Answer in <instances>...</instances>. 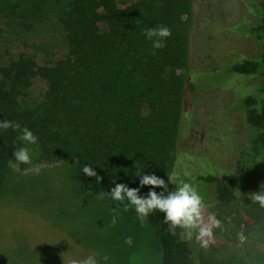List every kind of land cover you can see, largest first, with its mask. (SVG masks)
Segmentation results:
<instances>
[{
	"label": "trees",
	"instance_id": "16d2710c",
	"mask_svg": "<svg viewBox=\"0 0 264 264\" xmlns=\"http://www.w3.org/2000/svg\"><path fill=\"white\" fill-rule=\"evenodd\" d=\"M42 2L44 17L51 18V28L63 37L64 56L41 63L27 52H16L0 60V122H17L38 137L37 144H26L18 139L20 131L0 129V194L14 171L25 172L34 165H65L73 194L92 198L97 214H106L109 240L105 241L114 248L118 240L130 236L149 247V257L151 251L156 252L157 264H197L193 237L186 239L181 229L170 234L164 213L158 211L141 223L127 200L112 199V181L139 187V194L146 196L151 186L140 187L135 173L154 174L166 183L168 176H174L169 190L185 181L197 188L205 203L210 198L225 206L264 191V0L253 3L248 8L252 14L241 15L232 29L257 43V53L221 52L220 58L206 66L198 64L203 54L195 52L190 59L192 0ZM39 15L19 14L11 23L12 32L17 25L22 31L30 30L29 20ZM19 18L25 19L18 22ZM159 25L168 27L172 35L164 41L165 47L153 49L144 30ZM41 33L34 31L39 42L44 39ZM2 35L0 29V41ZM242 76L246 78L237 89L221 81ZM200 79H206L210 87L204 88ZM36 81L43 83L41 90L33 88ZM221 91L232 93L226 112L238 114L246 131V147L232 148L237 164L233 169L221 168L204 154L178 145L205 94ZM21 147L29 149L32 163L20 164L16 170L12 154ZM194 158H200L204 168L188 165L195 168L188 172L186 165ZM85 165L103 177L100 183L83 173ZM253 205L261 210L257 219L264 225V207L258 202ZM13 237L19 243L14 253L17 259L61 263L53 259L51 249L56 247L34 253L25 249L16 233Z\"/></svg>",
	"mask_w": 264,
	"mask_h": 264
},
{
	"label": "rangeland",
	"instance_id": "374dc122",
	"mask_svg": "<svg viewBox=\"0 0 264 264\" xmlns=\"http://www.w3.org/2000/svg\"><path fill=\"white\" fill-rule=\"evenodd\" d=\"M257 1L192 0L190 59L196 53L203 54V61L198 64L206 66L220 58L221 52L257 53V43L232 32L241 15L252 14L248 8ZM42 4V0H0V29L3 33L0 60L12 58L16 52H27L41 63L53 62L64 56L63 37L51 28L53 23L51 18L44 17L46 11ZM25 11L40 13L42 24L39 26L38 17L29 20L30 30L22 31L16 24L17 29L12 32L13 19ZM13 13L14 17H9ZM24 19L19 18L18 22ZM36 29L42 30L40 36L44 39L40 42L34 34ZM227 78L221 80L222 84L235 85L237 89L246 77H232L226 82ZM200 80L198 83H202L204 88L210 87L206 79ZM33 88L41 90L43 83L36 81ZM202 100L195 108L188 133L180 136L178 145L204 154L221 168L233 169L237 164L232 148L240 149L247 145L240 116L226 112L233 95L230 91L208 93ZM190 163L186 169L190 167L188 165L204 168L200 158H194ZM66 169L65 165H50L40 167L39 174L31 170L14 171L12 181L5 184L0 194V264H43L14 257L19 244L14 240V233L31 252L38 253L46 246L56 247L50 249L53 259L56 261L58 258L60 264L88 256H94L98 264H157L156 252L151 251L149 257L146 255L150 252L149 247L141 242L133 241L129 246L120 239L114 248L105 241V238L109 240L106 214H97L98 207L92 198L73 194ZM194 169L190 167L187 171L193 172ZM253 203L249 194L231 206L218 205L210 198L209 202L206 201L205 220L214 213L221 226L213 228L207 247H203L193 235L197 264H264V225L257 219L261 210L257 211L259 208L253 207ZM99 204L107 210L102 203ZM105 255L109 256L107 262L103 260Z\"/></svg>",
	"mask_w": 264,
	"mask_h": 264
},
{
	"label": "clouds",
	"instance_id": "9594fccd",
	"mask_svg": "<svg viewBox=\"0 0 264 264\" xmlns=\"http://www.w3.org/2000/svg\"><path fill=\"white\" fill-rule=\"evenodd\" d=\"M144 35L147 39L152 41L153 49H162L165 47L164 41L169 38L172 33L171 30L164 26L159 25L155 28H146ZM155 51L153 55H155ZM11 128L13 131H20L21 135L19 140L26 144H37L38 137L33 134L28 127L21 128V125L17 122L2 121L0 122V129L7 130ZM15 157L17 163L13 165L14 169L19 170L20 164H31V156L27 147H21L13 151L12 154ZM36 174L40 172V166L34 165L31 169ZM83 173L88 177H93L98 183H100L103 177L99 176L93 167L85 165L83 167ZM140 177V187L151 186V190L148 191L146 196H141L140 188H129L126 184L116 183L110 191V195L113 200L123 203L125 200L134 207L135 212L140 219L141 223H144L150 214L154 212L164 213V223L167 224V231L176 235L177 229L183 230L186 239H192L193 235L196 236L198 241L202 242L203 247L208 246V240L213 236V228H219L221 221L217 219L216 215L209 214L207 221L204 218L206 211V204L203 196L200 195L197 188L188 182L180 181L179 185L169 190L168 183L174 181V176H168V183L163 178L157 175H145L139 171L135 173ZM264 188V184L261 185ZM161 188L163 191L157 193L154 189ZM103 196V194H101ZM250 198L253 202H258L261 207H264V191L259 193H250ZM128 205H125L124 211H128ZM117 219L114 216L112 224L115 225ZM127 245L131 246L133 243L132 237H127L124 241ZM103 260L107 262L109 256L105 255ZM69 264H98L94 256H88L83 260H71Z\"/></svg>",
	"mask_w": 264,
	"mask_h": 264
}]
</instances>
